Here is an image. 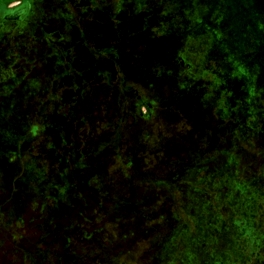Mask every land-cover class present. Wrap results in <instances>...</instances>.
<instances>
[{
    "label": "rangeland",
    "instance_id": "374dc122",
    "mask_svg": "<svg viewBox=\"0 0 264 264\" xmlns=\"http://www.w3.org/2000/svg\"><path fill=\"white\" fill-rule=\"evenodd\" d=\"M0 264H264V0H0Z\"/></svg>",
    "mask_w": 264,
    "mask_h": 264
},
{
    "label": "flooded vegetation",
    "instance_id": "af4514ba",
    "mask_svg": "<svg viewBox=\"0 0 264 264\" xmlns=\"http://www.w3.org/2000/svg\"><path fill=\"white\" fill-rule=\"evenodd\" d=\"M15 11H17V10H15ZM20 11H18V12H16V13H14L13 14V16H15V17H13V16H8V18L9 19H11V18H15V19H19L20 18V16H21V12L19 13ZM12 15V14H11Z\"/></svg>",
    "mask_w": 264,
    "mask_h": 264
}]
</instances>
